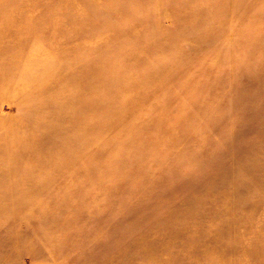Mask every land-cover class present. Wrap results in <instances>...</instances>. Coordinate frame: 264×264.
<instances>
[{
    "label": "rangeland",
    "instance_id": "374dc122",
    "mask_svg": "<svg viewBox=\"0 0 264 264\" xmlns=\"http://www.w3.org/2000/svg\"><path fill=\"white\" fill-rule=\"evenodd\" d=\"M207 1L223 0H0V264H182L207 227L225 232L222 201L204 187L264 207V70L233 76L231 61L222 64L223 85L206 105L217 110L192 133L202 139L187 152L196 160L178 153L188 147L178 136L189 129L187 100L203 66L217 69L215 49L230 36L225 55L236 54L250 22L264 35L256 12L239 20L226 7L199 10ZM239 1L264 9V0ZM170 140L178 165L169 167ZM144 154L148 168L124 176ZM227 212L264 224L260 207ZM183 228L194 240L173 244L168 232ZM147 234L174 258L158 246L150 253ZM231 241L219 235L213 245ZM257 244L246 241L251 251L233 262H257Z\"/></svg>",
    "mask_w": 264,
    "mask_h": 264
},
{
    "label": "bare ground",
    "instance_id": "6f19581e",
    "mask_svg": "<svg viewBox=\"0 0 264 264\" xmlns=\"http://www.w3.org/2000/svg\"><path fill=\"white\" fill-rule=\"evenodd\" d=\"M204 6L202 9H217V10H221L222 8L226 7L227 9H229V14H237L238 19L239 20H247L250 19L249 15H252V13L256 12L257 16L259 18L262 17V19H258L262 22H264V9H259V7L257 6V8H250L249 4H241L239 0H223L222 2L212 5L210 4V1L204 2ZM221 7V8H220ZM198 10V11H199ZM223 11V10H222ZM245 11V13L243 12ZM248 15V16H247ZM246 17V19H245ZM248 17V18H247ZM248 25H251V27L249 26L250 30L246 31V39L245 41L242 42V44H240L241 48L238 52H236V54H232V55H225V50L226 47L231 43L230 36L228 38V41L225 42L223 45L217 47L215 49V54H213L214 56H212L209 61L212 63H216V68L217 69H213L212 67H208V66H203L204 71L206 72V74L201 75V86H200V91L198 89H196L195 94H197V96L195 95V97H189L188 98V108L185 112V118L187 116L186 119L182 120L181 122L183 123H187L189 124V129L188 132H186L184 135L179 134V130L177 132H175V136L176 137L178 134L179 136V142L180 146L183 145V147H185L183 150L181 148V150H179L178 153H180V155H184V157L190 161L191 163H194V161L196 160V156H193L191 159V155L187 152L191 151L192 147L197 145V149L200 148L201 144H202V139L194 136L192 133L193 131L196 130V132H201L203 130H205V128L200 125L201 120L209 113L217 110L216 108L212 107V108H207V103L209 101L210 98L214 97L215 98V93L216 90H214L215 88H220L223 84L221 83L222 80H218L216 78V73L220 70L222 66V64H224L225 62H229L228 60L231 61V71L228 73L230 75L233 74V76L235 74H237L239 72V70L241 69H245L246 67L254 69L258 72H254V70H252V74H257L259 72H261L262 70H264V35H262L261 29L256 27V25L254 24V22H250ZM223 27V28H227V25H225V23H217V27ZM225 26V27H224ZM229 28V25H228ZM231 28V27H230ZM252 28V29H251ZM255 28V29H254ZM215 32L213 30H209L208 31V35L214 34ZM206 38V37H205ZM205 40V39H204ZM195 83L198 81L196 79H194ZM18 86V85H17ZM22 86V85H21ZM23 87V86H22ZM14 88V87H13ZM22 89V88H21ZM24 89V88H23ZM203 89V90H202ZM15 91V90H14ZM30 92V91H29ZM194 102H190V100H192ZM72 104H76L75 102L71 101ZM194 104V106H193ZM20 105V104H19ZM18 105V106H19ZM192 105V106H190ZM190 106V107H189ZM63 114V112H61L59 110L57 116L54 118L56 120H59V117ZM66 113L64 112V115ZM50 117H52V114H50ZM75 117V116H74ZM73 119H71V122L74 123L76 125V121ZM77 119V118H76ZM209 126H211V124H209ZM210 128V127H209ZM168 143V145H167ZM174 143L173 140L170 141H166L165 142V149L168 151L167 153H165V155H163L162 157V162L167 161V163L169 164V167L171 164H175L178 165V159L176 157L175 152H173L172 155V150L173 147L172 146ZM186 144V145H184ZM172 146V147H171ZM190 147V148H189ZM251 156V155H250ZM250 156L246 157V158H242V161H245V163H239L243 164V165H248L251 164L252 161L249 160L251 159ZM145 154L142 156H140V159L143 160L145 163L143 165H137V164H131L130 168L128 170H126L124 176L131 178L132 176H135L141 171V169H146L148 168V163L146 162L145 159ZM253 166V165H251ZM168 167V166H167ZM242 167V166H241ZM150 168H152L150 166ZM259 170L264 172V164L262 165V167H258ZM154 170H158V169H154ZM258 170V171H259ZM251 177L249 178L250 181H260L261 179H259V175H254L253 171H251ZM119 175L117 178H120ZM263 177V176H262ZM242 179L247 180V176L243 177ZM256 179V180H255ZM261 181H264L261 180ZM260 181V182H261ZM205 193H208L211 197V200H215V197L218 198L219 200L222 201V206L223 209H221V212L224 214V217L222 218L221 215H217V217L221 218L220 220V224L218 227H220V229L222 231H225L224 233L218 231L216 232V230H214V227H207L204 231V234L201 237V239H197L196 238V242L198 243H194L192 245L187 246L186 249V253H189V257L190 258H186L182 261V264H259V262L264 260V242L261 241V237H257L260 234V229L259 230H254V228L256 226H259V228L264 227L263 222H260L259 225H255V219L254 218H250L251 220L247 221H243V219L246 220V215H244L243 213L240 212V209H249L252 213L253 212V208L257 207V208H261L264 211V207L261 206V204H259L257 206L256 203L254 204H248L245 207H241L240 203L237 201L236 199V195L232 193V199L230 201H228V199L226 200V198L224 197V200L220 199L221 198V193L219 191H217L215 193V190H212L211 188L208 187H204L203 188ZM92 191L94 192L92 194V196L89 198L91 201H96L99 199V193L98 191H95V188L92 189ZM131 193V192H130ZM223 198V196H222ZM86 205H89V203H85ZM183 204H180L179 209L181 208ZM207 205H210V203H207ZM116 207V206H114ZM208 206H204L203 208L205 210H207ZM239 211V215H230L228 218H226V216L229 214L227 211ZM176 213V212H174ZM172 215V214H171ZM177 215V214H176ZM176 215H172L171 217V221H173V219L176 217ZM223 216V215H222ZM246 217V218H245ZM243 221V222H242ZM182 225V224H181ZM200 226V225H199ZM198 226V230H201V228ZM263 226V227H260ZM191 227V226H190ZM194 227V226H193ZM197 226H195L196 228ZM4 228V227H3ZM241 229H243V232L240 231ZM187 229H170V231L168 232L167 237H171L173 239H171V242L173 241L174 243H182V244H187L190 241L194 240V239H190L185 235V231ZM201 231H199L198 233H200ZM220 232V233H219ZM242 232V234H241ZM151 234L155 233V231L151 230L150 232ZM222 233V234H221ZM218 234V235H216ZM228 235L231 238V243L230 244H216L213 245L215 242H213L214 238H217L219 235ZM148 239H143L142 241L146 243H148V246H151V248L148 249V251L151 253V251H154L155 247H159L160 250L163 251L164 248H166L168 245H170L169 243H167L164 238L161 239H155L153 238L151 235L147 234ZM253 240L254 242H258L257 247H255L254 249H256L258 252V255H261V258L258 259L257 262L254 261H250L249 257L250 255H248L247 257L243 256L245 258V261L241 262V263H234L233 261L234 258L237 257H241L244 253L249 254L248 251H251L250 248H247L245 245V242L248 240ZM213 247L215 249V251L212 252V250L210 249V247ZM165 253L166 252H162ZM211 253V254H210ZM220 254H227L230 257H227L225 259H222V257L220 258ZM154 255V254H153ZM157 260H160L161 258L159 256H155L154 257ZM174 256H172V254H166V260H170L173 259ZM246 258L248 260H246ZM135 262V261H133ZM254 262V263H253ZM160 264H166L163 260L162 262H159ZM173 263V262H172ZM170 263V264H172ZM177 264V263H174Z\"/></svg>",
    "mask_w": 264,
    "mask_h": 264
}]
</instances>
